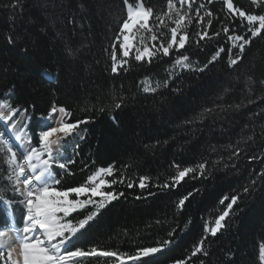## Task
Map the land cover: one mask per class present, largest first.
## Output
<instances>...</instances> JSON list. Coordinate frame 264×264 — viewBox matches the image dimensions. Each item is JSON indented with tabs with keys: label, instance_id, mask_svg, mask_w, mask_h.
I'll use <instances>...</instances> for the list:
<instances>
[{
	"label": "trees",
	"instance_id": "1",
	"mask_svg": "<svg viewBox=\"0 0 264 264\" xmlns=\"http://www.w3.org/2000/svg\"><path fill=\"white\" fill-rule=\"evenodd\" d=\"M44 2L21 0L22 7L13 11L5 7L10 0H0V98L12 89L11 102L33 113V132L38 131L39 117L47 115L53 102L73 113L71 121L94 118L80 126L79 135L74 134L65 142V155L75 162L68 166L73 175L55 169L57 176H62L64 187L77 186L97 168L109 165L114 167L115 177L108 179L124 180L105 189L124 195L100 209L78 234L75 246L134 254L140 247L159 246L161 241L171 239L163 251L142 258L138 264H174L180 259L187 264H260L259 245L264 243V176L260 175L264 171V85L260 83L264 80V35L254 38L246 47L242 62L229 68L227 49L231 41L227 35L233 34L232 30L244 34L246 29L239 27V18L227 11L223 0H195L194 9L205 5L200 10L202 16L206 11L213 15L205 17L201 25L193 14L186 52L193 68L198 69L224 47L225 52L214 63L203 72L173 69L170 66L179 53L147 63L135 61L133 52L129 64L114 75L105 49L113 43L125 17L123 0H71L70 8L63 10L45 8ZM78 3L84 5L83 9ZM234 3L245 10L264 11L254 8L250 0ZM145 4L156 12L166 9V0H145ZM70 15L76 16V25L67 23ZM54 17L59 19L52 27ZM44 27L46 32L41 31ZM225 27L230 29L228 34L223 32ZM204 30L212 39L198 46L196 33ZM56 31L62 32L63 37L56 38ZM9 34L18 37L15 44L7 42ZM65 41L73 48L81 44L87 47L72 59L64 53ZM22 48L28 51L22 52ZM237 52L234 48L231 54L235 56ZM46 70L56 78L44 75ZM146 76L153 86L160 82L156 92L142 91L139 82ZM249 76L255 82L252 92L245 88ZM226 88L228 92L224 91ZM114 91L127 97L121 109L103 113L85 110L109 103ZM236 104L242 107L237 109ZM205 108L214 110L203 119L195 118ZM249 136L253 139L247 140ZM73 141L69 148L68 143ZM33 143H38V139L34 138ZM76 144L78 149L74 148ZM236 151L239 155L234 154ZM202 162L206 163L203 175L197 170L174 184L177 165L182 169ZM141 176L150 178L143 189L138 184ZM129 182L135 186L129 188ZM165 183L173 186L165 188ZM5 185L6 181L0 179V187ZM189 193L183 208H178V201ZM232 195L238 199L226 218V228L216 237L206 234L205 223L214 222L231 202L220 201ZM17 209L16 204L12 208L14 214ZM92 210L90 205L73 216L83 218ZM8 213L0 205V222ZM173 230L174 235L169 237ZM206 235L208 256L198 254L188 260L193 247ZM229 252L234 254L231 259L226 255ZM83 264L118 262L91 257Z\"/></svg>",
	"mask_w": 264,
	"mask_h": 264
},
{
	"label": "snow or ice",
	"instance_id": "2",
	"mask_svg": "<svg viewBox=\"0 0 264 264\" xmlns=\"http://www.w3.org/2000/svg\"><path fill=\"white\" fill-rule=\"evenodd\" d=\"M211 2L212 0H209V3ZM194 3L195 0H166V9L156 12L153 7L146 6L145 0H123L125 17L120 22L113 43L105 49L109 53L111 73L115 75L124 69L129 64L128 58L132 57L133 52L135 54L132 58L135 61L147 63H151L156 58L169 57L173 52L179 53L170 66L173 69L179 67L184 70L203 72L209 64L214 63L221 53L225 52L224 47L215 51L208 62L198 69L193 68L190 62L191 57L186 52V46L190 42L188 29L193 24V14L197 23L201 25L204 24L205 17L213 15L211 11H206L202 16L200 10L205 5L200 4L194 9ZM223 3L234 18H239V27L246 29L244 34H237L235 30H232L233 34L227 35V39L231 41V47L227 49L229 53L227 65L232 68L242 62L246 47L251 45L252 40L264 35V11L257 13L245 10L237 6L234 0H223ZM250 4L256 9L264 8V0H250ZM70 6L71 0H45L43 4L45 8L61 10ZM77 6L81 9L84 7L82 3H78ZM5 7L15 11L22 7L21 0H10ZM56 19L59 17H54L50 22L52 27H55ZM67 23L76 25V16L70 15ZM211 23L210 19L207 20V25L210 26ZM41 31L46 32L47 27L42 28ZM223 32L228 34L230 29L225 27ZM63 35L60 31L55 33L56 38H62ZM196 35L199 37L195 41L198 46L206 39H212L207 30L197 32ZM6 39L12 45L16 43L18 37L9 34ZM84 47L87 45L81 44L73 48L69 42L65 41L64 53L67 57L75 59ZM234 48L238 49L235 56L231 54ZM21 51L26 53L28 49L22 48ZM44 75L56 78L55 74L47 70ZM171 75L172 73L169 72V76ZM163 83L167 87L168 81L165 80ZM254 83L249 76L245 88L252 92ZM260 83L264 85V80ZM139 84L144 92L154 93L160 88V82H156L153 86L151 78L147 76ZM224 91L228 92L229 89L226 88ZM12 95V89H9L3 94V98H0V125L3 126V130H0V163L5 166L0 168V179L6 181V185L0 187V205L6 209L13 208L16 204L20 205L22 226L16 223L14 211L8 213L7 218L0 222V262L2 264H83L84 260L91 257L111 258L118 264H128V262L138 264L142 258L161 252L172 243L171 239H165L159 246L140 247L134 254L119 250H101L95 246L90 249L75 246L74 240L78 238V234L99 214L100 209L124 195L123 192L117 193L105 189H111L114 184L123 183L124 180L123 178L109 180V177H115V169L109 165L97 168L77 186L64 187L62 176L58 177L55 169L58 168L68 175H73L68 166L75 162L73 158L65 155V142L68 137L74 134L79 135L80 126L88 124L94 118L89 116L71 121L73 113L65 106L53 102L47 115L42 114L39 117L41 124L38 131L33 132L30 128L33 113H30L28 108L14 105L11 102ZM126 103L127 97L114 91L109 103H98L85 110L103 113L106 110L121 109ZM31 107L34 108V105ZM240 107H242L241 104L235 105L237 109ZM213 110L205 108L195 118L203 119L206 113H211ZM112 119L115 121L114 116ZM261 128V136L264 137V125ZM34 138L38 139V143H33ZM80 139H83V136H80ZM252 139V136L247 137V140ZM74 148L78 149L79 144H76ZM76 154L78 155V152ZM234 154L239 155V151ZM176 167L177 172L172 177V181L174 184H179L189 173L199 170L203 175L206 163L202 162L195 167L182 169L179 165ZM260 175L264 176V171ZM149 179L147 176L139 177V187L145 188L146 181ZM255 183L256 181L253 180L252 184ZM127 186L132 188L135 185L129 182ZM172 186L169 183L163 185L165 188ZM8 191L12 192L13 198L7 197ZM244 191L247 192L248 188L246 187ZM190 195L191 193L181 198L177 207L183 208ZM229 199L231 202L227 203L226 208L214 218V222L205 223L206 234L216 237L226 228V218L230 215V210L238 197L225 196L220 203L224 204ZM90 205L94 210L83 218L77 219L73 216L78 210H87ZM174 231L169 233V237L174 235ZM207 238L206 235L197 242L188 260L198 254L208 256ZM226 255L231 259L234 254L229 252ZM258 258L260 264H264V243L259 245ZM174 264H187V261L180 259Z\"/></svg>",
	"mask_w": 264,
	"mask_h": 264
},
{
	"label": "rangeland",
	"instance_id": "3",
	"mask_svg": "<svg viewBox=\"0 0 264 264\" xmlns=\"http://www.w3.org/2000/svg\"><path fill=\"white\" fill-rule=\"evenodd\" d=\"M40 123H41V121H40ZM73 145H74V141L72 143H68V147L69 148H71ZM7 193L12 197V192L11 191H8ZM16 199H18V198H16ZM17 208L18 209H17V214H15V218H16V221H18V223H20L21 226H22V219H21L22 207L17 204ZM8 210H9V213L13 212L12 208H10ZM0 263L2 264V262H0Z\"/></svg>",
	"mask_w": 264,
	"mask_h": 264
},
{
	"label": "bare ground",
	"instance_id": "4",
	"mask_svg": "<svg viewBox=\"0 0 264 264\" xmlns=\"http://www.w3.org/2000/svg\"><path fill=\"white\" fill-rule=\"evenodd\" d=\"M0 130H3V126L2 125H0Z\"/></svg>",
	"mask_w": 264,
	"mask_h": 264
}]
</instances>
